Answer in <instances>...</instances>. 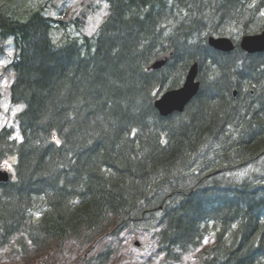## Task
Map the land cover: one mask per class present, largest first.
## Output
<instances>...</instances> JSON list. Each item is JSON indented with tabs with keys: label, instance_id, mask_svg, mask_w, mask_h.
<instances>
[{
	"label": "trees",
	"instance_id": "16d2710c",
	"mask_svg": "<svg viewBox=\"0 0 264 264\" xmlns=\"http://www.w3.org/2000/svg\"><path fill=\"white\" fill-rule=\"evenodd\" d=\"M107 2L95 34L61 41L54 22L83 18H19L0 5V36L15 46L12 100L24 104L21 138L0 131V163L15 160L0 183V248L133 232L166 257L198 250L196 264H264V52L238 42L264 29V0ZM212 34L237 47L214 49ZM196 59L197 96L161 116L155 100Z\"/></svg>",
	"mask_w": 264,
	"mask_h": 264
},
{
	"label": "rangeland",
	"instance_id": "374dc122",
	"mask_svg": "<svg viewBox=\"0 0 264 264\" xmlns=\"http://www.w3.org/2000/svg\"><path fill=\"white\" fill-rule=\"evenodd\" d=\"M93 1H96L93 5ZM2 9L19 18H27L30 14L41 9L44 14L70 22L76 17L87 14V10L96 8L95 14H87L83 31L88 34L96 32L98 25L108 12L105 0H1ZM72 22L65 28H54V38L61 41L62 36H74L83 32ZM12 39L1 40L4 55L0 57V127L7 125L18 133L19 122L17 113L20 105L10 102L9 86L13 79L12 72H6L5 67L12 59ZM1 53V54H2ZM0 54V55H1ZM14 161V160H13ZM13 161L5 163L13 171ZM135 240L140 242L135 245ZM214 242L212 237L205 240L203 246ZM87 243V244H86ZM149 244V246H148ZM110 245L113 247L111 255L106 259L99 256ZM197 251L182 254L176 258L166 257L154 251L147 237H138L135 233H123L118 237H107L104 240H93L85 243L67 240L54 242L50 248L43 250L30 249L26 252L18 251L11 243L0 248V264H196Z\"/></svg>",
	"mask_w": 264,
	"mask_h": 264
},
{
	"label": "water",
	"instance_id": "95a60500",
	"mask_svg": "<svg viewBox=\"0 0 264 264\" xmlns=\"http://www.w3.org/2000/svg\"><path fill=\"white\" fill-rule=\"evenodd\" d=\"M209 43L213 47L227 51L233 49V44L229 38H215L211 36ZM242 47L249 52H257L264 50V32L252 36H246L242 40ZM168 56L158 58L154 63L149 66V69H158L162 67L167 61ZM198 71V63L195 62L190 68L186 77L184 85L176 90L166 92L161 99L156 101V106L164 116L169 115L175 110L183 111L186 104L198 93L200 82L196 81ZM9 173L7 170L2 169L0 166V181H7Z\"/></svg>",
	"mask_w": 264,
	"mask_h": 264
},
{
	"label": "bare ground",
	"instance_id": "6f19581e",
	"mask_svg": "<svg viewBox=\"0 0 264 264\" xmlns=\"http://www.w3.org/2000/svg\"><path fill=\"white\" fill-rule=\"evenodd\" d=\"M150 52V51H149ZM264 78V77H263ZM251 83V82H250ZM124 88V87H123ZM201 89V88H200ZM262 92V91H261ZM114 97V96H113ZM102 99V98H101ZM106 102V101H105ZM77 104V103H76ZM90 107V106H89ZM257 107V106H256ZM263 107V106H262ZM142 112V111H141ZM67 115V114H66ZM149 116V115H148ZM133 118V117H132ZM85 120V119H84ZM69 123V122H68ZM129 123V121H128ZM137 124V123H136ZM84 125V124H83ZM237 125V124H236ZM193 127V126H192ZM85 128V127H83ZM69 130V129H68ZM77 130V129H76ZM164 130V129H163ZM171 132V131H170ZM98 133V131H97ZM191 133V132H190ZM183 134V133H182ZM159 135V134H158ZM116 136V135H115ZM156 136V135H155ZM69 137V136H68ZM98 137V136H97ZM100 138V137H99ZM188 138V137H187ZM96 140V139H95ZM152 140V139H151ZM174 142V141H173ZM101 145V144H100ZM99 145V146H100ZM150 146V145H149ZM157 146V145H156ZM92 148V147H91ZM152 149V148H151ZM162 150V149H161ZM241 150V149H240ZM87 152V151H86ZM88 153V152H87ZM161 153V152H160ZM177 153V152H176ZM224 153V152H223ZM76 154V153H75ZM89 154V153H88ZM163 154V153H162ZM243 154V153H242ZM85 155V154H84ZM169 155V154H168ZM226 155V154H225ZM211 157V156H210ZM145 158V157H144ZM132 159V158H131ZM178 159V158H177ZM98 160V159H97ZM109 161V160H108ZM131 161V160H130ZM162 161V160H161ZM87 162V161H86ZM234 164V163H233ZM108 165V164H107ZM180 169V168H179ZM153 172V171H152ZM151 173V172H150ZM263 174V173H262ZM114 178V177H113ZM213 178V177H212ZM170 179V178H169ZM174 179V178H173ZM233 180V179H232ZM123 185V184H122ZM170 187V186H169ZM183 187V186H182ZM111 190V189H110ZM190 191V190H189ZM191 194V193H190ZM148 195V194H147ZM145 197V196H144ZM115 198V197H114ZM123 199V198H122ZM105 201V200H104ZM172 201V200H171ZM105 205V204H104ZM111 228V227H110ZM261 250V249H260ZM262 254V253H261ZM262 258V257H261Z\"/></svg>",
	"mask_w": 264,
	"mask_h": 264
}]
</instances>
